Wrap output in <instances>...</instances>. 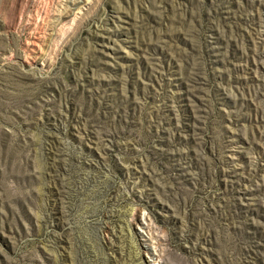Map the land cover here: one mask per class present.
I'll return each instance as SVG.
<instances>
[{
  "label": "rangeland",
  "instance_id": "obj_1",
  "mask_svg": "<svg viewBox=\"0 0 264 264\" xmlns=\"http://www.w3.org/2000/svg\"><path fill=\"white\" fill-rule=\"evenodd\" d=\"M0 264H264V0H0Z\"/></svg>",
  "mask_w": 264,
  "mask_h": 264
}]
</instances>
